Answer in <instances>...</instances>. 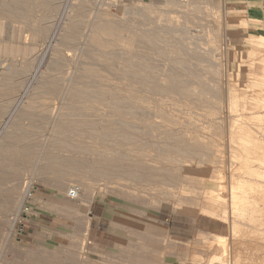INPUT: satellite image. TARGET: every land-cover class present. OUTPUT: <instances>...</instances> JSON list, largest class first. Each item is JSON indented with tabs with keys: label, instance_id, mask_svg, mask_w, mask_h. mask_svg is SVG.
<instances>
[{
	"label": "rangeland",
	"instance_id": "rangeland-1",
	"mask_svg": "<svg viewBox=\"0 0 264 264\" xmlns=\"http://www.w3.org/2000/svg\"><path fill=\"white\" fill-rule=\"evenodd\" d=\"M3 1L6 3L3 4ZM17 1L20 0H0V66L9 63L16 66L14 72L5 75V81L9 79L7 82L11 80V83H5L0 77V264H153L154 262V264H171L176 261L185 264H246L244 258H236L232 253V241L248 242L247 244L250 242L256 244L258 241L255 242L254 239L239 233L244 227L238 225L235 220L239 211L235 210L232 213L231 190H247L252 187L255 196H259L254 205L264 208V190H261L264 189V155L262 152L253 155L238 152L232 156L230 151L238 149V145L229 141L231 136L229 128L232 124L237 126L242 124L241 129L244 128L247 132L251 128L254 134L245 135H251L255 138V143L259 142V146H264V141H259L263 136L258 134L263 131L264 135V120L253 117L250 110L244 108V105L245 107L249 105L241 100L235 104L229 103L225 93L227 83L231 82V88L244 94L248 87L245 82L248 76H251L250 73L259 72L258 69H254L259 63L258 57L260 55L264 57V28L259 30V24L249 21L244 13L234 8L233 0H199L200 4L193 6L192 12L184 11L185 18L183 10L167 6L166 0H22L19 3ZM147 3L149 10L151 11L152 8L154 13L146 14ZM174 9L176 10L173 11ZM141 10L145 11V14ZM100 11L108 12L110 18L112 15L113 19L121 24L122 29L127 31L129 44L124 48L125 54L127 57L135 58V62L141 67H147L144 72L149 74V79L156 84L155 87L150 86L149 93L144 94L145 97L137 100V103L134 99L136 93L132 92L134 90L129 91L128 88V90L125 88L124 92L116 90L117 88L104 87L100 89L102 93L92 86L83 90L86 91L85 93L81 91L84 94H80L84 96L80 98H85L84 100L63 98L67 91L64 80L73 71L90 22L97 18ZM170 11L173 12L166 16ZM137 12L142 13V16L137 15ZM153 15L171 21L176 19L172 21L174 23L163 22L166 27L165 25L159 27L154 20L153 24L151 20V25L148 24L149 19H155ZM179 19L181 22L184 21L183 25L186 21V28L181 26L180 21L175 22ZM175 23H179V26ZM70 26L73 27V31ZM175 26L178 29H175ZM158 28L163 29V32ZM172 28L175 31L171 30ZM157 29L158 31H155ZM146 31L151 33L147 32L148 35ZM183 31L187 34L185 32L183 34ZM150 34L153 36L151 37ZM165 34L168 36H164ZM148 36L151 39H146ZM99 39L117 43L116 38L105 36ZM186 40L192 42L193 48L197 50L193 53L197 62L196 59L191 58L190 61L189 57L187 58L183 44ZM113 47L116 48V45L114 44ZM211 48L215 49L214 52L210 50ZM175 49L178 52H175ZM205 51L215 53V57L210 59L208 55H204ZM247 54L255 56L250 58ZM206 56L208 61H205ZM177 57L179 58L176 62L174 60ZM200 57L201 60L198 61ZM163 60L168 63L167 68H173L172 73L187 84L184 91L191 92L193 98L185 96V99L181 96L170 103L166 101L169 97L168 99L160 97L159 89H162L163 84L160 78L162 70L158 67L164 64ZM214 60L220 62L221 66L214 68L212 66ZM171 61L174 64L170 63ZM157 62L159 63L155 64ZM25 65H27L26 70L29 67L26 72L24 69L21 70ZM157 65L158 67H155ZM181 65H184L183 68ZM111 72L110 75L114 73ZM110 75L107 76V82L104 80L101 82L114 83L111 79L114 74ZM41 82L47 85H40ZM197 91L201 94L199 95ZM95 92H99L100 97ZM95 94L98 95L96 99ZM196 95L198 98L201 97L198 99ZM206 95L215 97L218 103L213 104ZM127 97L128 102L125 100ZM128 103L135 106L133 110ZM63 104L69 106V111L67 110L69 114L71 113L69 120L76 121L82 133H77L76 129H74L76 132L69 129L62 132L63 138L57 139L58 142L55 144L53 143L57 140H52L53 143H50L51 147L48 149L50 153H46L54 161L38 165L41 146L52 124L53 116L51 117L50 113L55 112L54 109ZM212 104L218 108L214 109ZM28 105L32 110L26 108ZM211 105L214 111L210 110ZM229 106H232L231 110H235H232L233 113L230 112ZM58 108L56 111L59 110ZM135 109L138 111L135 112ZM168 114H172L171 117L167 116ZM229 114H232L233 118H229ZM234 118L240 119L233 123ZM10 124H13L14 128L29 131V137L5 138L2 133ZM162 125L163 128L159 127ZM114 127L118 128V132L114 133ZM168 129H171L175 136L171 130L169 134ZM68 130L71 131V135ZM165 131L168 133L163 135ZM157 132L159 136H156ZM160 141L172 146L182 142L192 145L190 150L183 153L181 150H172L173 153L171 150L168 152L159 150L161 151L159 152L156 146ZM167 154L169 156H166ZM93 158L107 162L108 167L99 171L100 173L95 172L97 170H89V173L85 172L82 175L81 169L87 171L89 167L87 164H90ZM83 162L86 166L81 165ZM73 166L78 170L75 171L79 175L74 173L79 178L69 170ZM95 167L94 165L93 169ZM36 170H40V173ZM159 173L166 175L164 180L163 178L160 180ZM85 175L90 178L85 179ZM73 177L78 181L76 179L74 181ZM14 178L15 181L11 184L10 181ZM65 179H69L66 180L68 184ZM77 182L87 187L86 189L93 194L89 202L81 203L80 200L67 196V189L77 185ZM63 184L65 188L60 189V185ZM111 204H115L121 210L123 219L120 217L118 221L123 222L119 228H115L116 226L113 228L115 220L111 223L113 218V214L109 211ZM91 207L92 211H90ZM101 212L103 217H97ZM134 213L139 214V217L143 214L150 218L149 229L143 231L145 240L142 242L133 238L135 223H131V215ZM246 214L244 218L252 215L250 210H247ZM262 214H255L252 217L262 221L264 219ZM234 221L235 224H232ZM128 225L132 228H127ZM202 233L211 236V240L206 242ZM218 235L226 242L215 241ZM138 257H145L146 260L140 261Z\"/></svg>",
	"mask_w": 264,
	"mask_h": 264
},
{
	"label": "bare ground",
	"instance_id": "bare-ground-1",
	"mask_svg": "<svg viewBox=\"0 0 264 264\" xmlns=\"http://www.w3.org/2000/svg\"><path fill=\"white\" fill-rule=\"evenodd\" d=\"M7 1V0H6ZM20 1H22V0H20ZM20 1H17L18 3L20 2ZM5 1H3V4H5L4 3ZM206 3V2H205ZM9 4V3H8ZM165 4L167 5V6H172V8L173 7H176V8H178V10H183L182 12H183V15L185 14L184 13V11L187 13V12H192L193 11V9H192V7L193 6H197L198 4H200V1L199 0H166L165 1ZM165 4H164V6H165ZM149 4L147 3L146 4V6H145V8H146V10H147V8H148V11H146L145 9V11H146V14L148 15V14H150V13H154L153 11H152V8H151V11L149 10V6H148ZM152 5V4H151ZM150 5V6H151ZM156 7V6H155ZM166 7V6H165ZM105 9V8H104ZM165 9V8H164ZM211 9V8H210ZM160 10V9H159ZM176 9H174L173 11H175ZM195 10H196V8H195ZM198 10H200V9H198ZM197 10V11H198ZM145 11L144 12H142V10H141V12L142 13H144L145 14ZM173 11H170L169 13H168V15H166V13L168 12H166L165 13V15L166 16H169V14L170 13H172ZM179 11V12H180ZM208 11V10H207ZM147 12H150V13H147ZM203 12V11H202ZM201 12V13H202ZM142 13H136L137 15H140V16H142L141 14ZM162 13V12H161ZM197 13V12H196ZM198 13H200V12H198ZM164 14V13H163ZM193 14V13H192ZM110 14L108 13V12H106V11H100V13L99 14H97V18H95V20H93L94 19V17H93V21L92 22H90L91 23V25H90V27H89V29H88V31H87V34H86V36H85V39H84V41L82 42V45H81V47H80V52H79V55H78V58H77V60H76V62H75V65H74V69H72L73 71L71 72V74H70V76H68V78H66L65 80H64V82H65V89H67V91H66V93L64 94V97L63 98H66V99H68V100H74V99H77V101H80V100H84V99H81L80 97H82V96H84V95H82V94H84L86 91H83V90H85L86 88H88V87H96L98 90H100V89H104V87H113V89L114 88H117L116 90H126L127 88L129 89V91H132V90H134V91H132V92H135L136 94H134V99H136V103H137V100H142L144 97H145V95L147 94V93H149V87L151 86H156V84L154 83V81H152V79H149V74H147L146 72H144V71H146V68L147 67H145L144 68V66H142L141 67V65L140 64H138V63H136L135 62V58H131V57H127V55L125 54V52H124V48L129 44V41H128V38H129V35L125 32V30H124V28L122 29V26H121V24L119 23V22H117L116 20H114L113 19V17H112V15H111V18H110V16H109ZM162 15V14H161ZM198 15V14H197ZM200 15V14H199ZM202 15V14H201ZM153 16L155 17V19L153 18ZM151 18H153V19H149V23L148 24H150V20H151V23L153 24L154 22H152L153 20L155 21V23L159 26V27H164V23L163 22H165L166 24L168 23V22H170L171 20H169V19H167L166 17H164V18H166V19H161L160 17H156L155 15H153ZM159 16V15H158ZM188 16H190V13H189V15ZM187 16V14H186V18L188 17ZM184 18H185V15L183 16ZM1 19H2V17H1ZM109 19V20H108ZM113 19V20H112ZM176 19V18H175ZM174 19V20H175ZM188 19V18H187ZM174 20H172V21H174ZM185 20V19H184ZM171 21V23H174V22H172ZM178 21H180V19L179 20H177V21H175V22H178ZM181 22V21H180ZM182 22H184V21H182ZM182 22H181V26L183 25L182 24ZM203 22V21H202ZM125 23V22H124ZM134 23V22H133ZM142 23V22H141ZM140 23V24H141ZM178 24V25H177ZM175 23V25H177V26H179V23ZM185 24H186V21H185ZM183 25V26H185V28H186V26L187 25ZM69 25H71V24H69ZM128 25V24H127ZM142 25V24H141ZM144 25H145V23H144ZM151 25V24H150ZM169 25V24H168ZM87 26V25H86ZM133 26V25H132ZM167 25H165V27H166ZM177 26H175V29H178V27ZM71 27V26H70ZM150 27V26H149ZM154 27V26H153ZM170 27V26H169ZM172 27V26H171ZM177 27V28H176ZM72 28L73 27H71V30H72ZM168 28V27H167ZM173 28H174V25H173ZM171 29V30H174V29ZM183 28V27H182ZM182 28H180L181 30H183ZM184 28V29H185ZM193 28V27H192ZM81 29V28H80ZM148 30L150 29V28H147ZM146 29V30H147ZM151 29H152V27H151ZM150 29V31H154V30H151ZM154 29V28H153ZM158 29H161V28H158ZM158 29L157 30H155V31H158ZM187 29H188V27H187ZM66 30V29H65ZM84 30V29H83ZM166 30H168V29H166ZM171 30H170V34H171ZM180 30V31H181ZM73 31V30H72ZM145 31V30H144ZM150 31H146V33L148 32H150ZM175 31V30H174ZM174 31H173V33H174ZM177 31V30H176ZM180 31H179V33H180ZM186 31V30H185ZM185 31H183V34H184V32ZM264 31V30H263ZM66 32H68V29H67V31ZM160 32H163V29H161V31ZM160 32H158V34L160 33ZM164 32H166V31H164ZM70 33H72V32H70ZM69 33V34H70ZM147 33V34H148ZM151 33V32H150ZM156 34H157V32H155ZM167 33H169L168 31H167ZM172 33V34H173ZM178 33V32H177ZM186 33V32H185ZM190 33V32H189ZM67 34V33H66ZM65 34V35H66ZM153 35H154V33H152ZM181 34H182V32H181ZM181 34H178V35H181ZM187 34V33H186ZM73 35V34H72ZM146 35V34H145ZM149 35V34H148ZM152 35V36H153ZM167 34H165L164 36H166ZM189 35V34H188ZM192 35V34H191ZM68 36H70V35H68ZM109 37V38H116L117 39V43H115V42H110V41H102L101 39H99L100 37ZM143 36V35H142ZM141 36V37H142ZM150 36H151V34H150ZM150 36H148V38L146 37V39H151V37ZM168 36V35H167ZM185 36V35H184ZM187 36V35H186ZM72 37V36H71ZM143 37H145V36H143ZM150 37V38H149ZM131 38V37H130ZM187 38L189 39V37L187 36ZM1 39V38H0ZM70 39V38H69ZM178 39V38H177ZM176 39V40H177ZM186 39V38H185ZM184 39V40H185ZM133 40H135L134 38H133ZM160 40V39H159ZM182 40V39H181ZM137 41V40H136ZM155 41V40H154ZM135 42V41H134ZM141 42V41H140ZM179 42V41H178ZM181 42V41H180ZM179 42V43H180ZM183 43V42H182ZM116 45V48H114L113 47V45ZM146 44V43H145ZM184 47H185V52H186V54H187V58L189 57V59H190V61L192 60L191 58H193V59H196L194 56H193V53H196L197 52V50L195 49V48H193V43L192 42H190V41H185L184 43ZM134 45V44H133ZM141 45V44H140ZM152 45V44H151ZM155 45V44H154ZM153 45V46H154ZM160 45V44H159ZM159 45H156V46H159ZM1 46H3V45H1ZM200 46V45H199ZM136 47V46H135ZM145 47V46H144ZM143 47V48H144ZM198 47V46H197ZM3 48H4V46H3ZM202 48V47H201ZM180 49V48H179ZM198 49V48H197ZM214 49V48H213ZM212 48L210 49V50H213ZM199 50V49H198ZM215 50V49H214ZM214 50H213V52H214ZM26 51V50H25ZM29 51V50H28ZM158 51V50H157ZM175 52H178V51H176V49L174 50ZM173 51V52H174ZM78 52V51H77ZM172 52V53H173ZM183 52V51H182ZM202 52V51H201ZM138 53V52H137ZM171 53V52H170ZM179 54V53H178ZM198 54H200V51L198 52ZM215 53H212V52H208V51H205V53H204V55H208L209 56V58L211 59V57H215V55H214ZM220 54V53H219ZM76 55V54H75ZM74 55V56H75ZM248 55V54H247ZM251 55V54H250ZM250 55H248V56H250ZM254 54H252V56H250V58L251 57H253L254 58V56H253ZM53 56V55H52ZM132 56V55H131ZM177 56V55H176ZM175 56V57H176ZM180 56H181V54H180ZM199 56V55H198ZM201 56V55H200ZM76 57V56H75ZM182 57V56H181ZM185 57V56H184ZM73 58V57H72ZM169 58V57H168ZM167 58V59H168ZM171 58V57H170ZM169 58V59H170ZM173 58V57H172ZM178 58L179 57H177V59L176 60H174V59H172V60H174V61H176L177 62V60H178ZM141 59V58H140ZM169 59L167 60V62L169 61ZM202 59H204V57H202ZM184 60V59H183ZM201 60V57H200V59L198 60V61H200ZM218 60V59H217ZM255 60V59H254ZM22 61V60H21ZM140 61V60H139ZM148 61V60H147ZM189 61V60H188ZM205 61H208L207 60V56H206V58H205ZM210 61V60H209ZM213 61V60H212ZM248 61H250L249 60V58H248ZM251 61H253V60H251ZM55 62V61H54ZM57 62V61H56ZM160 62V61H159ZM159 62H157V63H155V64H158ZM166 61H164L163 60V63L164 64H162V66L161 65H159V67H158V65L157 66H155V67H158V68H160L161 67V69L160 70H162V73H161V76L162 77H160L161 79H162V84H163V87H162V89H159L160 91V93H159V95H160V97H162V98H167L168 99V97H169V99L168 100H166V101H171V102H175L176 100H177V98L178 97H180L181 98V96L183 97L184 96V98H185V96H189L190 98H193V94H191V92H190V90H189V92L190 93H186L185 91H184V87L186 86V88H187V84H185L184 82H182L181 80H179L178 78H177V76H176V74L174 75V73H172V71H171V69H173V68H167V64L169 63H167ZM173 61H171L170 63H172ZM196 62H197V59H196ZM217 62V63H216ZM215 62V60H214V64L212 65L214 68H218V67H220L221 66V63L220 62H218V61H216ZM257 62H259L258 64H257V66H256V69H254V70H257L258 69V71L259 72H252V73H250V75L251 76H248V78L246 79V82L245 83H247V85H248V87H247V89L244 91V94L242 93V94H240L239 93V91H237L235 88H231V85H232V83L231 82H228L227 83V89H226V100L229 102V103H234L235 104V102L237 103V101L238 100H241V101H243L244 102V104H248L249 106L248 107H245V105H244V108H248L250 111V114L253 116V117H256V118H258L259 120H264V57H262L261 55H260V57H258V61ZM23 64V63H22ZM54 64V63H53ZM56 64V63H55ZM54 64V65H55ZM74 64V63H73ZM144 64V63H143ZM172 64H174V63H172ZM180 64V63H179ZM191 64V63H190ZM210 64V63H209ZM223 64H225V63H223ZM252 64H253V62H252ZM60 65V64H59ZM66 65V64H65ZM147 65V64H146ZM177 65V64H176ZM23 66V65H22ZM27 65H25L24 67H22L21 68V70H23L24 69V71L26 72L28 69H29V67H28V69L26 70V67ZM169 66H171L172 67V65H169ZM182 66V65H181ZM184 66V65H183ZM183 66L181 67V68H183ZM191 66H193V65H191ZM51 67V66H50ZM163 67V68H162ZM16 69V66H15V64H13V63H9L8 65H6V66H0V77H2V79H3V81L5 82V83H11V80H10V82H7V81H5L6 80V77H5V75L7 74V73H12V72H14L15 70H13V69ZM65 68V67H64ZM175 68V67H174ZM180 68V67H179ZM190 69V68H189ZM222 69V68H221ZM54 70V69H53ZM141 70V71H140ZM155 70V69H154ZM178 71H180L179 69H177ZM186 70H187V68H186ZM185 70V71H186ZM110 71H112V72H114L113 74H111V75H113L114 77H112L111 79H113L114 80V83H110V84H105L104 82L102 83L101 81H108L107 79V76L109 77V73H110ZM151 71H153V70H151ZM184 71V72H185ZM23 72V71H22ZM21 72V73H22ZM59 72V71H58ZM61 72V71H60ZM70 72V71H69ZM111 72V73H112ZM148 72V71H147ZM183 72V71H182ZM215 72V71H214ZM220 73V72H219ZM246 73V72H245ZM15 74V73H14ZM69 74V73H68ZM67 74V75H68ZM109 74V75H108ZM181 74V73H180ZM216 74V73H215ZM58 75V74H57ZM110 75V76H111ZM177 75H179V74H177ZM190 75H188V77H189ZM65 77V76H64ZM8 78V77H7ZM151 78H152V76H151ZM158 78V77H157ZM159 78V79H160ZM182 78V77H181ZM204 78V77H203ZM99 79V80H98ZM229 78L227 77V80H228ZM110 80V79H109ZM227 80H226V82H227ZM12 81H13V79H12ZM244 81V80H243ZM63 82V81H62ZM63 82V83H64ZM110 82V81H109ZM200 82V81H199ZM203 82V81H202ZM189 83V82H188ZM191 83V82H190ZM195 83V85H197L196 84V82H193V84ZM41 84H45V82L43 83V82H41L40 83V85ZM159 84V83H158ZM199 84V83H198ZM204 84H205V82H204ZM2 85H4V84H2ZM39 85V86H40ZM45 85H47V84H45ZM44 85V86H45ZM190 85V84H189ZM224 85V84H223ZM246 85V84H245ZM43 86V87H44ZM162 86V85H161ZM191 86H192V84H191ZM190 86V87H191ZM218 86V85H217ZM47 87V86H46ZM189 87V88H190ZM211 87V86H210ZM126 88V89H125ZM64 89V90H65ZM90 89V88H89ZM93 89V88H92ZM112 89V88H111ZM127 89V90H128ZM155 89V88H154ZM197 89V88H196ZM196 89H195V91H196ZM157 90V89H156ZM217 90V89H216ZM61 91V90H60ZM81 91H83L84 93H82ZM97 91V90H96ZM147 91V92H146ZM225 91V90H224ZM100 92H102L101 90H100ZM125 92V91H124ZM146 92V93H145ZM197 92H199V91H197ZM196 92V93H197ZM201 92H202V90H201ZM62 93V95H63V92H61ZM80 93H82V94H80ZM95 93H97V92H95ZM103 93V92H102ZM127 93H128V91H127ZM195 93V94H196ZM209 93V92H208ZM86 94H88V93H86ZM97 94H99V97H100V93L98 92ZM97 94H95V99H96V96H98ZM119 94V93H118ZM117 94V95H118ZM126 94V93H125ZM124 94V95H125ZM140 94V95H139ZM145 94V95H144ZM155 94V93H154ZM201 93L199 92V95H200ZM91 95H93V94H91ZM102 95V94H101ZM116 95V94H115ZM197 95H198V93H197ZM195 96L196 98H198V96ZM104 96V95H103ZM127 96V95H126ZM166 96V97H165ZM86 97V96H85ZM118 97H119V95H118ZM132 97V96H131ZM201 97V96H200ZM199 97V98H200ZM206 97H208L207 95H206ZM62 98V97H61ZM80 98V99H79ZM93 98V99H94ZM115 98V97H114ZM124 98V97H123ZM122 98V99H123ZM198 98V99H199ZM79 99V100H78ZM94 99V100H95ZM98 100H99V98H97ZM101 99V98H100ZM103 99H105V98H103ZM129 98L127 97V98H125V100L127 101ZM132 99V98H131ZM186 99V98H185ZM197 99V100H198ZM207 99V98H206ZM208 99H210V101L214 104H217L218 102H217V100H216V98L215 97H208ZM124 100V101H125ZM182 100V99H181ZM191 100V99H190ZM189 100V101H190ZM63 101V100H62ZM76 101V100H75ZM135 102V100H132V102ZM154 101V100H153ZM188 101V103H190ZM207 101V100H206ZM219 101H222V99H219ZM61 102V101H60ZM128 102V101H127ZM131 102V103H132ZM165 102V101H164ZM170 102V103H171ZM209 102V101H208ZM239 102V101H238ZM115 103H118V102H114V104ZM169 103V104H170ZM220 103V102H219ZM60 104V103H59ZM119 104V103H118ZM117 104V105H118ZM129 105V107L131 108L132 107V110H133V107H135V106H131L132 104H130V103H128ZM135 103H133V105H134ZM178 102H177V107H178ZM208 104V103H207ZM212 104V105H213ZM30 105V104H29ZM26 106V108L27 109H31L30 108V106ZM32 105V104H31ZM37 105V104H36ZM112 105H113V103H112ZM117 105H115V106H117ZM180 105H181V103H180ZM179 105V106H180ZM210 106L209 108H210V110H213L214 111V109H216V108H218V107H215L214 105V109L212 108L213 106ZM238 105V104H237ZM32 106H34V105H32ZM205 106H207V105H205ZM232 106H233V104H232ZM232 106H229V110H230V112L233 110H231L230 108H232ZM68 105H61L58 109V111H56V109H54L55 110V112H52V111H54V110H52L51 112L52 113H50L51 114V117L53 116V118L51 119V122H52V124H51V126L49 127L50 129H49V131H47V138H46V140L45 141H43L44 142V144H42V146H41V151L39 152V154H40V156L38 157V162H39V164L38 165H40V164H43V163H46L47 164V162L48 163H50V162H52V161H54L53 160V158L51 157H49V155H47L46 153H50L49 151H48V149H50V147H51V145H50V143H53V141L52 140H59L60 139V137L63 135L62 134V132H64L65 130H67V129H69V130H73V131H75L74 129H76L78 132L77 133H79V132H81V127H80V125L78 124V123H75V122H72L71 120H69V115H71V113L69 114V110H68ZM128 107V108H129ZM156 107H158V106H156ZM33 108V107H32ZM73 108V107H72ZM85 108V107H84ZM122 108H123V106H122ZM34 109H36V108H34ZM46 109H48V108H46ZM32 110V109H31ZM68 110V111H67ZM91 110V109H90ZM136 111L135 112H137L138 110L137 109H135ZM140 110V109H139ZM161 110V109H160ZM3 111V110H2ZM27 111V110H26ZM25 111V112H26ZM85 111H87V110H85ZM103 111V110H102ZM142 112H144L143 110H141ZM233 111H235V110H233ZM233 111H232V113H233ZM101 112V111H100ZM104 112V111H103ZM103 112H101L102 114H103ZM146 112V111H145ZM78 113V112H77ZM126 113V112H125ZM128 113V112H127ZM133 113V112H132ZM147 113V112H146ZM150 113V112H149ZM102 114H100V115H102ZM128 114H130V113H128ZM140 114V113H139ZM141 114H143V113H141ZM152 114V113H151ZM164 114H165V112H164ZM94 115V114H93ZM106 115V114H105ZM109 115V114H108ZM137 115V114H136ZM145 115V114H144ZM150 115V114H149ZM148 115V116H149ZM166 115V114H165ZM164 115V116H165ZM172 115V114H171ZM171 115H167V116H169V117H171ZM230 115V117L229 118H233L231 115L232 114H229ZM251 115H250V117H251ZM79 116V115H78ZM140 116V115H139ZM143 116V115H142ZM146 116V115H145ZM151 116V115H150ZM156 116V115H155ZM166 116V117H167ZM237 116H240V115H237ZM91 117V116H90ZM107 117V116H106ZM121 117V116H120ZM123 117V116H122ZM137 117V116H136ZM152 117V116H151ZM150 117V118H151ZM157 117V116H156ZM158 117H159V115H158ZM76 118H78V117H76ZM76 118H75V120H76ZM145 118H147V116L145 117ZM80 119H81V117H80ZM91 119V118H90ZM113 119H116V118H113ZM112 119V120H113ZM159 119V118H158ZM172 119V118H171ZM240 119V118H239ZM238 118L236 119V118H234V119H232V121H233V123L234 122H237V120H239ZM82 120V119H81ZM93 120V119H92ZM97 120V119H96ZM161 120H163V119H161ZM169 120V119H168ZM50 121V120H49ZM116 122V121H115ZM130 122V121H129ZM262 122V121H261ZM158 123V122H157ZM156 123V124H157ZM161 123H163V121L161 122ZM14 124V123H13ZM13 124H10L9 125V128H7L4 132H3V130H2V135L5 137V138H9L10 139V137H18V136H22V137H26V138H28L29 137V131H26V129L25 130H20V129H17V128H14L15 126V124L13 125ZM139 124V123H138ZM238 124V123H237ZM263 124V123H262ZM262 124H261V126H262ZM82 125V124H81ZM88 125V124H87ZM95 125V124H94ZM118 125V124H117ZM130 125V124H129ZM135 125V124H134ZM86 126V125H85ZM114 126H116V124L114 125ZM136 126V125H135ZM140 126V125H139ZM169 126H171V125H169ZM88 127V126H87ZM97 127V126H96ZM130 127V126H129ZM132 127V126H131ZM159 127H162L163 128V125L162 126H159ZM158 127V128H159ZM172 127V126H171ZM241 127H243L242 126V124H241V126H237L236 124H232V126H231V128H229V133H230V138H229V141L233 144H237L238 145V149H233V150H231L230 151V153H232L233 155L232 156H235V154L234 153H237L238 154V152H242V153H247V154H254V153H256V152H262L263 153V155H264V146L263 145H261V146H263V147H261V146H259L258 144H259V142H258V144L257 143H255L256 142V140H255V138H253V137H251V135L250 136H248V135H245V134H248V133H252L251 131H252V129L250 128V131H249V129H248V132L247 131H245L244 130V128L243 129H241ZM264 127V126H263ZM21 128V127H20ZM107 128V127H106ZM115 129H114V133H116V132H118V128L117 127H114ZM121 128V127H120ZM136 128V127H135ZM139 128V127H138ZM234 128H236L237 130H234ZM109 129V128H108ZM69 130H68V132H69ZM94 130V129H93ZM93 130H90V131H93ZM101 129H99V131H100ZM141 130H142V128H141ZM145 130V129H144ZM147 130V129H146ZM150 130V129H149ZM169 130V129H168ZM171 130V129H170ZM170 130H169V134H170ZM179 131L181 130V129H178ZM84 131V130H83ZM155 131V130H154ZM159 131H160V129H159ZM161 131H163V129L161 130ZM173 131H175V130H173ZM253 131H254V128H253ZM260 131V130H259ZM68 132H66L67 134H68ZM71 132V131H70ZM70 132H69V134H70ZM76 132V131H75ZM93 132H95V131H93ZM140 132V131H139ZM149 132V131H148ZM171 132H172V130H171ZM176 132V131H175ZM178 132V131H177ZM247 132V133H246ZM257 132V131H256ZM82 133V132H81ZM80 133V134H81ZM136 133V132H135ZM142 133V132H141ZM161 133V132H160ZM168 132H164V134L163 135H165V134H167ZM173 133V135L175 136V134H174V132H172ZM179 133V132H178ZM181 133V132H180ZM183 133V132H182ZM72 134V133H71ZM70 134V135H71ZM126 134V133H125ZM145 134V133H144ZM147 134V133H146ZM155 134V133H154ZM254 134V132L252 133V135ZM258 134H260V135H262L263 137H260L259 139H257V140H259V141H264V135H263V131H262V133H261V131H260V133H258ZM109 135V134H108ZM149 135H150V133H149ZM172 135V134H171ZM171 135H169V136H171ZM186 135V134H185ZM184 135V136H185ZM188 135V134H187ZM186 135V136H187ZM44 136V135H43ZM81 136V135H80ZM85 136V135H84ZM84 136H82V138L84 137ZM156 136H159L158 135V132H157V135ZM173 136V137H174ZM181 136V138H183L182 137V134L180 135ZM180 136H177V137H180ZM190 136V135H189ZM188 136V137H189ZM107 137V136H106ZM61 138H63V137H61ZM74 138V137H73ZM79 138H81V137H79ZM96 138V137H95ZM108 138V137H107ZM112 138V137H111ZM158 138V137H157ZM156 138V139H157ZM162 138H164V137H162ZM166 138H167V135H166ZM196 138V137H195ZM33 139V138H32ZM40 139V138H39ZM172 139V138H171ZM171 139H170V141H171ZM175 138H173V140H174ZM177 139V138H176ZM185 139V138H184ZM58 140L57 141H54V143L53 144H55V143H57L58 142ZM83 140V139H82ZM182 140V139H181ZM187 140H189V138L187 139ZM255 140V141H254ZM61 141V140H60ZM60 141H59V144L61 145V143H60ZM65 141V140H64ZM166 141V140H165ZM165 141H160L159 143H158V146H156V147H158L157 149H158V151L159 150H165V151H174V150H181L182 151V153L183 152H186L187 150H190L191 149V145L192 144H190V143H187L186 142V144H183V142L181 143V144H176V145H171V144H168V143H166ZM186 141V140H185ZM62 142V141H61ZM175 142H177V141H175ZM179 142V141H178ZM195 142V141H194ZM129 143V142H128ZM261 143V142H260ZM108 144V143H107ZM106 144V145H107ZM136 144V143H135ZM199 144V143H198ZM236 145V146H237ZM108 146V145H107ZM193 146H196V145H193ZM230 146V145H229ZM234 146V145H233ZM101 147V146H100ZM198 147V146H197ZM130 148V147H129ZM129 148H127V149H129ZM132 148V147H131ZM193 148V147H192ZM235 148V147H234ZM53 149V148H52ZM105 149V148H104ZM94 150V149H93ZM97 150H99L100 151V149L99 148H97ZM101 150H102V152H103V149L101 148ZM106 150V149H105ZM122 150V149H121ZM130 150H132V149H130ZM147 150V149H146ZM230 150V149H229ZM116 151V150H115ZM119 151V150H118ZM142 151V150H141ZM154 151V150H153ZM173 151H172V153H173ZM200 151V150H199ZM209 151V150H208ZM95 152H96V150H95ZM101 152V153H102ZM117 152V151H116ZM116 152H114V153H116ZM159 152H161V151H159ZM94 153V152H93ZM118 153V152H117ZM148 153V152H147ZM175 153V152H174ZM210 153V152H209ZM215 153V152H214ZM262 153H260V154H262ZM176 154H177V152H176ZM179 154V153H178ZM117 155V154H116ZM129 155V154H128ZM183 155V154H182ZM185 155V154H184ZM202 155V154H201ZM118 156V155H117ZM165 156V155H164ZM166 156H169L168 154L166 155ZM186 156V155H185ZM204 156V155H203ZM256 156V155H255ZM98 157V156H97ZM120 157H121V155H120ZM122 157H124L125 158V155L123 156V154H122ZM158 157V156H157ZM259 157H261V156H259ZM92 158V157H91ZM167 158V157H166ZM52 159V160H51ZM171 159V158H170ZM181 159V158H180ZM83 160V159H82ZM163 160V159H162ZM167 160V159H166ZM104 161V160H103ZM127 161V160H126ZM146 161V160H145ZM72 162V161H71ZM77 161H75V163H76ZM78 162H82V161H79L78 160ZM86 162V161H85ZM163 162V161H162ZM161 162V163H162ZM167 162V161H166ZM73 163V162H72ZM139 163V162H138ZM161 163H159V165L161 164ZM52 164V163H51ZM78 164V163H77ZM80 164V163H79ZM82 164H84V162L83 163H81V165ZM87 164V163H86ZM90 164H92V165H90ZM90 164H87L89 167H87V171L85 170V169H81V167H80V169H81V173H83L82 175H84L85 174V172H88L89 173V170H93V171H95V170H97V171H95V172H98V173H100L99 171H101V170H105L106 169V166L108 167V163L107 162H102V161H100V160H98V159H95V158H93V160L90 162ZM140 164V163H139ZM155 164V163H154ZM163 164V163H162ZM161 164V165H162ZM165 164V163H164ZM45 165V164H44ZM53 165V164H52ZM80 165V166H81ZM85 165V164H84ZM96 166L95 167V169H93V166ZM156 165H158L157 163H156ZM74 166H76V165H74ZM74 166H73V168L72 167H70V171L72 172V173H74V172H76L75 170H77V169H74ZM79 166V165H78ZM77 166V167H78ZM86 166V165H85ZM113 166V165H112ZM149 166H151V164L149 165ZM148 166V167H149ZM174 166V165H173ZM45 167V166H44ZM82 167H84V166H82ZM74 169L73 171H72V169ZM134 169V168H133ZM167 169V168H166ZM41 170V169H40ZM39 170V171H40ZM68 170V171H69ZM37 171V170H36ZM39 171H37V172H39ZM78 171V170H77ZM90 171V172H91ZM141 171V170H140ZM152 172V171H151ZM40 173V172H39ZM79 173H80V171H79ZM87 173V174H88ZM145 173V172H144ZM69 174V173H68ZM71 174V173H70ZM75 174V173H74ZM76 174H78L77 172H76ZM75 174V175H76ZM86 174V175H87ZM93 174V173H92ZM79 175V174H78ZM86 175L84 176V177H86ZM90 175V174H89ZM170 175V174H169ZM77 176V175H76ZM75 176V177H76ZM91 176V175H90ZM158 176H160L159 178H160V180H162V178H163V180H164V177H166V175L164 174V173H159L158 174ZM78 177V176H77ZM79 178V177H78ZM87 178H90V177H86L85 179H87ZM141 178V177H140ZM158 178V179H159ZM182 178V177H181ZM70 179V178H69ZM69 179H65V182L68 184L69 182ZM73 179H74V177H73ZM73 179H71V180H73ZM76 180H77V178H75ZM75 179H74V181H75ZM138 179V178H137ZM260 180H261V178H259ZM61 180H64V179H61ZM66 180H68V181H66ZM79 180H81V179H79ZM88 180V179H87ZM201 180V179H200ZM240 180V179H239ZM60 181V180H59ZM78 181V180H77ZM86 181V180H85ZM242 181H244V179L242 180ZM249 181V180H248ZM253 181V180H252ZM64 182V181H63ZM80 182H82L83 183V181H80ZM262 182V181H261ZM29 184V183H28ZM74 184V183H73ZM85 184H87V181H86V183ZM77 186H79V190H78V192H77V194H76V196L73 198V199H76V200H80V202L81 203H84V202H89V199H91V198H93V194L92 193H90V191H89V189L87 190L86 188L87 187H85V186H83L81 183H79V182H77ZM113 186V185H112ZM114 187V186H113ZM258 187V186H257ZM23 188V187H22ZM65 188V185L63 184V185H60V189H64ZM252 188V187H251ZM251 188H247V190H238V189H232L231 190V203H230V206L232 207V213H234L235 212V210H237V211H239V214L238 215H236V218H235V220H236V222H237V224L238 225H242L244 228L243 229H241L240 230V234L241 235H244L245 237H247V238H252V240L254 239L255 240V242L256 241H258V242H256V244H253V242L251 243H249V244H247L248 242H246V243H240L239 241H232V247H231V250H232V253H234L235 254V256H236V258L238 257V258H244V261H245V263L246 264H264V219L262 220V221H258V220H255L254 219V217H252L253 215H257V214H262L263 212H264V208H260V207H256L254 204L256 203V201H258L256 198L257 197H259L258 195L257 196H255L256 194H255V191L253 192L252 191V189ZM264 188V187H263ZM251 189V190H250ZM255 189V188H254ZM261 189V188H260ZM67 190H69V188L67 189ZM66 190V191H67ZM82 190V191H81ZM261 190H264V189H261ZM26 191V190H25ZM184 191V190H183ZM259 192H261V191H259ZM263 192V191H262ZM24 194V193H23ZM66 194H67V192H66ZM217 195V194H216ZM24 196V195H23ZM207 196V195H206ZM211 196V195H210ZM261 196V195H260ZM213 197H215V196H213ZM218 197H219V195H218ZM70 198V197H69ZM211 198V197H210ZM264 198V197H263ZM20 199V198H19ZM18 200V199H17ZM22 201V200H21ZM20 200H19V202H21ZM225 202V201H224ZM228 202V201H227ZM254 202V203H253ZM19 204H21V203H19ZM79 204V203H78ZM87 204V203H86ZM18 207V206H17ZM247 207L248 208H250V209H247ZM255 208V209H254ZM247 210H250V213L252 214L251 216H247V218H244V216H246L247 214H246V212H247ZM249 212V211H248ZM262 215H264V213L262 214ZM239 218H242V219H246L247 221L245 222V221H241V220H239ZM234 219V218H233ZM88 222V221H87ZM233 222V221H232ZM232 224H235V221H234V223H232ZM234 226V225H233ZM232 226V227H233ZM235 227V226H234ZM85 229H86V227H85ZM235 231H236V229H235ZM235 231H233V232H235ZM79 235H81V234H79ZM202 236H203V238H204V240H206V242H209L210 240H211V236H209L208 234H201ZM216 236V235H215ZM235 236V235H234ZM237 236V235H236ZM223 238V237H222ZM221 238V236H217L216 237V240L215 241H218V242H222L223 240L225 241V239L223 238L222 239ZM235 239V238H234ZM235 240H237V239H235ZM226 242V241H225ZM85 243V242H84ZM211 243V242H210ZM226 244V243H225ZM222 247V246H221ZM154 252V251H153ZM73 255V254H72ZM226 255V254H225ZM234 256V257H235ZM80 257V256H79ZM161 257V256H160ZM217 259V258H216ZM243 261V262H244ZM163 262V261H162ZM238 262V261H237ZM79 263V262H78ZM155 263V262H154ZM153 263V264H154ZM182 263V262H181ZM236 263V262H235ZM146 264V263H145ZM183 264H185L184 262H183Z\"/></svg>",
	"mask_w": 264,
	"mask_h": 264
},
{
	"label": "crops",
	"instance_id": "crops-1",
	"mask_svg": "<svg viewBox=\"0 0 264 264\" xmlns=\"http://www.w3.org/2000/svg\"><path fill=\"white\" fill-rule=\"evenodd\" d=\"M232 4H233V7L237 8L240 13H244L248 17L247 19L249 21L256 23V24H259V27H258L259 30L264 28V0H233ZM13 181H15V178L10 181L11 184ZM90 204H91V206H93L92 203H90ZM110 206L114 207V208H111V207L109 208L110 209L109 211H111V213L113 214V218H112L111 223H114V220H115V225L113 226V228L115 226H116L115 228H119V226L122 225V222H123V221H118L120 219V217L123 219V216L120 214L121 210L118 209L115 204H111ZM103 209L104 208H102V210ZM94 210H95V208H94ZM90 211H92V207H91ZM104 211H105V209H104ZM96 215H98V214H96ZM97 217L102 218L103 213L101 212L99 214V216H97ZM149 220H150V218L147 215L141 214V217H139V214H135V213L133 215H131V223H135V226H133V224H132L133 231L135 232V235L133 237V238H135V241H141L142 242V240H145L144 239L145 233L143 234V231L149 229ZM127 228L131 229L132 227L130 228L128 225ZM202 234H206V233H202ZM115 242L116 241L114 240V243ZM138 259L140 261L146 260L145 257H143V258L138 257Z\"/></svg>",
	"mask_w": 264,
	"mask_h": 264
},
{
	"label": "built area",
	"instance_id": "built-area-1",
	"mask_svg": "<svg viewBox=\"0 0 264 264\" xmlns=\"http://www.w3.org/2000/svg\"><path fill=\"white\" fill-rule=\"evenodd\" d=\"M78 190H79V186H77V185L72 186L67 191V196L70 197V198H74L76 196ZM171 264H183V262L181 263L180 261H176V262L171 263Z\"/></svg>",
	"mask_w": 264,
	"mask_h": 264
}]
</instances>
